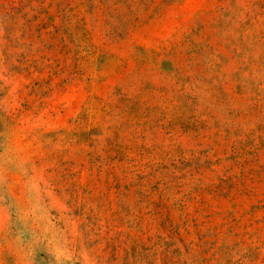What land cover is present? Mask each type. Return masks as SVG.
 Here are the masks:
<instances>
[{
  "label": "rangeland",
  "instance_id": "rangeland-1",
  "mask_svg": "<svg viewBox=\"0 0 264 264\" xmlns=\"http://www.w3.org/2000/svg\"><path fill=\"white\" fill-rule=\"evenodd\" d=\"M0 264H264V0H0Z\"/></svg>",
  "mask_w": 264,
  "mask_h": 264
}]
</instances>
